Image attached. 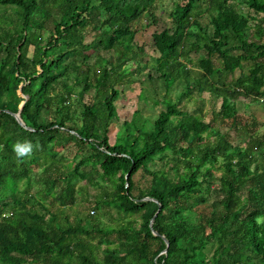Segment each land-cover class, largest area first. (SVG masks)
<instances>
[{"label": "trees", "instance_id": "16d2710c", "mask_svg": "<svg viewBox=\"0 0 264 264\" xmlns=\"http://www.w3.org/2000/svg\"><path fill=\"white\" fill-rule=\"evenodd\" d=\"M157 1L0 0V264H264V122L238 105L264 98V0L175 2L153 33L154 67L167 90L184 89L163 100L141 92L158 116L136 109L112 133L119 87L148 67L136 36L146 12L159 22ZM207 89L229 99L215 120L184 102ZM23 101L26 126L15 117ZM23 138L33 151L17 157ZM34 184L57 203L31 202ZM210 199L197 222L181 217ZM84 202L85 215L68 211ZM111 208L129 220L103 225Z\"/></svg>", "mask_w": 264, "mask_h": 264}, {"label": "rangeland", "instance_id": "374dc122", "mask_svg": "<svg viewBox=\"0 0 264 264\" xmlns=\"http://www.w3.org/2000/svg\"><path fill=\"white\" fill-rule=\"evenodd\" d=\"M179 0H158L157 1V10L155 13L159 16V22H150L147 18H149L150 14L146 15V19L144 21V24L139 25V31L137 33L136 38L139 40L140 43H142L145 46V50L143 53L140 54L138 59H141L142 62H147L148 67L146 70L140 74H136L133 76L134 81L128 84L121 85L119 87L120 89V95L115 101L117 108H118V118L117 120L112 124V133H115L116 130H118L122 124L125 117L132 118L133 113L136 109H140L141 112L144 114L145 118H148L150 121H154L155 118L158 116V108L153 106L152 100L147 99L145 100L143 96H141V92H146L145 95H148L150 92L152 96L156 97L159 100H163L164 95H169L168 99H176L179 92H181L184 89L183 84L172 83L171 87L168 88V90L165 88L163 84V80L159 77L158 70L154 67L155 61L154 57L158 54L156 47L154 45L153 40V33L155 31L161 30V27L165 25V19H163V13L165 11H170L172 7H174L175 2ZM250 12H253L252 10ZM162 15V16H161ZM203 22L206 23L208 20V17H203ZM254 20L251 21V25H253ZM247 34L249 38H252L250 29H247ZM92 40V35H88L87 42ZM30 54L33 53V46L30 47ZM134 62V60H133ZM133 62H130L129 65H127V70L132 68ZM97 65V64H96ZM247 72V71H246ZM248 73V72H247ZM25 97V96H24ZM218 96L212 95L211 91L208 89L201 93H195L192 95V98L185 99V103L187 106V109L190 112H193L194 114L202 115L205 120H212L216 119L215 113L219 111L221 108V105L227 104L229 102V99H217ZM88 99V96H87ZM248 103V105H244L242 103H238L240 110L242 112H246L244 115L245 118H248L249 114L255 115L260 121L264 122V98H258L255 100L246 99L244 100ZM158 102V101H156ZM159 103V102H158ZM161 104V103H160ZM150 123H148L149 125ZM214 125L221 126L223 131L228 130L229 126L225 123H222L220 119H217L214 122ZM264 126V125H263ZM261 126V128L263 127ZM235 135L234 141L237 142L239 136L233 132V136ZM113 140V134L112 138ZM215 140V136H212L211 141ZM187 142L184 141V144ZM52 146L51 144L49 145ZM59 150H61V153L63 154V159H61L58 164L59 166L65 167L70 164L73 155L75 154L74 149L70 146L66 149H63L62 147H59ZM166 153L162 152L159 155L155 157V159L150 160L146 167L142 170H140L138 173L135 174V181L137 186L146 187L149 184V180L152 177V174L150 172L155 171L163 166V161L166 159L165 157ZM163 159H161V158ZM169 157H172L170 154ZM215 173L217 176L221 175L220 169H215ZM33 177L35 175L33 174ZM19 185L24 187L28 183V178L24 177L19 180ZM40 185L34 184L33 190L30 191L28 194V197L30 198L31 202L41 200L44 204L47 206L53 207L54 204L52 202H56L53 199L52 193H49L47 196H44V192L39 189ZM90 193L93 194L96 190L93 186L90 187ZM40 191V192H39ZM25 195L23 194V197ZM26 197V196H25ZM57 203V202H56ZM210 203L211 199L208 203L205 204H195L194 208L191 210H187L183 212L182 218L186 219L188 222H197L199 218V212L201 211V214L204 212H209L210 210ZM93 207H90V204L88 202L79 203L76 206L70 207L68 210L71 213L78 212L81 213V215H85L88 211H90ZM101 222L105 226L113 227L116 225L118 218H124L123 221L129 220V216L124 217V214H119L116 209L110 210V213H107L105 216H100Z\"/></svg>", "mask_w": 264, "mask_h": 264}, {"label": "clouds", "instance_id": "9594fccd", "mask_svg": "<svg viewBox=\"0 0 264 264\" xmlns=\"http://www.w3.org/2000/svg\"><path fill=\"white\" fill-rule=\"evenodd\" d=\"M33 143L28 138L18 139L13 144V151L17 157H23L33 151Z\"/></svg>", "mask_w": 264, "mask_h": 264}, {"label": "water", "instance_id": "95a60500", "mask_svg": "<svg viewBox=\"0 0 264 264\" xmlns=\"http://www.w3.org/2000/svg\"><path fill=\"white\" fill-rule=\"evenodd\" d=\"M148 14H149V13L146 12V15H148ZM23 104H24V101L20 104V110H19L17 113H15V117L17 118V120H18L22 125L26 126L25 123H24V121H23L22 118H21V115H20L21 110H22V107H23ZM145 199H149V197H147V198H145Z\"/></svg>", "mask_w": 264, "mask_h": 264}]
</instances>
